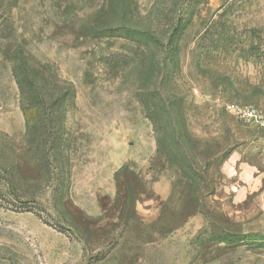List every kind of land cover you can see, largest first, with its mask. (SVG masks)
Segmentation results:
<instances>
[{"label":"rangeland","instance_id":"1","mask_svg":"<svg viewBox=\"0 0 264 264\" xmlns=\"http://www.w3.org/2000/svg\"><path fill=\"white\" fill-rule=\"evenodd\" d=\"M237 106L264 0H0V264H264Z\"/></svg>","mask_w":264,"mask_h":264},{"label":"built area","instance_id":"2","mask_svg":"<svg viewBox=\"0 0 264 264\" xmlns=\"http://www.w3.org/2000/svg\"><path fill=\"white\" fill-rule=\"evenodd\" d=\"M233 111L240 121L259 122L264 128V112L262 110L251 106H237Z\"/></svg>","mask_w":264,"mask_h":264},{"label":"trees","instance_id":"3","mask_svg":"<svg viewBox=\"0 0 264 264\" xmlns=\"http://www.w3.org/2000/svg\"><path fill=\"white\" fill-rule=\"evenodd\" d=\"M17 77H18V82H19V84H20V86H21V88L23 89L24 88V86H27V84H28V81L26 80V79H21L20 77H19V75H17ZM32 89V88H31ZM30 89V90H31ZM33 91L34 92H36L37 90L36 89H33Z\"/></svg>","mask_w":264,"mask_h":264}]
</instances>
